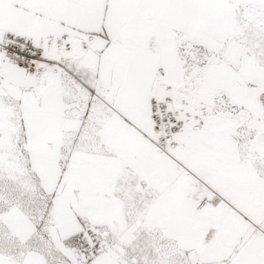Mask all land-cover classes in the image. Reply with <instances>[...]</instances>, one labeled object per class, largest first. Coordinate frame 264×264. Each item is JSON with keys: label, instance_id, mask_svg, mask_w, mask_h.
I'll return each mask as SVG.
<instances>
[{"label": "snow or ice", "instance_id": "snow-or-ice-1", "mask_svg": "<svg viewBox=\"0 0 264 264\" xmlns=\"http://www.w3.org/2000/svg\"><path fill=\"white\" fill-rule=\"evenodd\" d=\"M0 264H264V0H0Z\"/></svg>", "mask_w": 264, "mask_h": 264}]
</instances>
